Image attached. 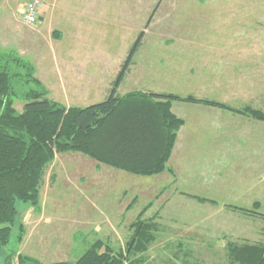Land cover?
I'll return each instance as SVG.
<instances>
[{
  "label": "rangeland",
  "instance_id": "1",
  "mask_svg": "<svg viewBox=\"0 0 264 264\" xmlns=\"http://www.w3.org/2000/svg\"><path fill=\"white\" fill-rule=\"evenodd\" d=\"M20 4L0 0V52L30 62L52 101L74 107L100 102L107 94L91 92L87 98L70 90L68 70L74 66L68 64L82 54L98 56L97 71L111 84L144 31L120 95L134 90L190 95L264 113V0H47L42 18L32 25L21 20ZM4 7L10 9L3 12ZM55 30L70 36L81 31L83 46L67 37L74 47L58 43ZM33 85L22 81L18 89ZM23 104L20 97L14 101L18 113ZM192 105L171 104L184 123L160 174H120L80 152L56 154L45 168L39 207L18 206L25 233L17 252L43 264L73 261L101 239L124 254L130 224L144 211L141 218L158 226L155 238L129 261L243 264L235 250L264 244V216L240 211L259 205L264 214V121ZM105 219L113 232L106 223L103 233H95L96 223ZM8 250H0V263Z\"/></svg>",
  "mask_w": 264,
  "mask_h": 264
},
{
  "label": "trees",
  "instance_id": "2",
  "mask_svg": "<svg viewBox=\"0 0 264 264\" xmlns=\"http://www.w3.org/2000/svg\"><path fill=\"white\" fill-rule=\"evenodd\" d=\"M157 7L158 4L145 26ZM143 35L144 31L130 47L107 95L86 107L64 106L52 101L34 76L30 62L19 55L0 52V250L10 248L0 264H13L15 258L16 264H43L28 254L17 252L25 233L18 206L39 207L45 168L56 154L80 152L98 164L150 177L167 169L178 130L184 123V119L172 111L174 101L217 107L264 121V113L258 110L235 109L190 95L139 90L120 95L118 88L129 72ZM22 81L33 83L35 87L20 91ZM19 97L24 103L20 113L14 107ZM258 207L255 205L254 210L240 208V211L263 217ZM143 212L130 224L132 234L126 253H117L108 243L96 239L73 261L50 264H137L128 257L146 250L158 227L152 220H143ZM234 256L243 264H264V244L239 247Z\"/></svg>",
  "mask_w": 264,
  "mask_h": 264
},
{
  "label": "crops",
  "instance_id": "3",
  "mask_svg": "<svg viewBox=\"0 0 264 264\" xmlns=\"http://www.w3.org/2000/svg\"><path fill=\"white\" fill-rule=\"evenodd\" d=\"M20 5H21V7H20V10L19 11H21V9H22V4H20ZM45 7H47V0L43 4V6L40 8V10H41V16H40V18H42L43 10H44ZM4 8L5 9H3V12L4 11L7 12L6 9H10V7H4ZM8 11H11V10H8ZM21 12H20V15H21ZM51 25L49 26V28H51ZM55 31L58 32V37L57 38L58 39L60 38L59 41H58V43H62L63 42V44H65L66 47H67V44L66 43H68V42L65 41L64 37L65 38L67 37L70 40V42H72L74 44V46H75V43H76V45L79 44L78 46H81V47L83 46V45H81V43L84 44L83 43V40L84 39L81 38V36H80L81 31H79V30H75L74 31V34H71V36L70 35H67L65 33L66 30H65V32H63V30H62V32H59L58 30H55ZM32 34L34 35V33H32ZM29 35H26L27 36V39L30 37ZM23 39H26V38H23ZM32 43H33V41H32ZM68 44H70V43H68ZM73 44H70V45H72V47H74ZM81 47H79V48H81ZM83 51L81 52V54L83 53ZM97 57L98 56H93V55H90V56H87L86 57V55L83 56V54H82V57H80V59H75V60L71 61L70 63L68 62L69 63L68 65L74 66V68H69V70H68V76H69V82H70V90H72V92L74 94H76V92H77L78 95H83V96L86 95L87 98H88V94L91 93V92H93L92 93L93 97H95V96H98V97L104 96L105 94L108 93V90L110 89L109 88L110 87V83H108V81H103L102 80L103 77H102L101 72H98L97 71V70L100 69V68L97 67V64H99L100 63V60H101L100 58H97ZM89 65H96V67L94 66L95 67L94 68V67L89 66ZM76 95H73V96H76ZM186 104L187 105H190L188 103H186ZM204 106H206V105H204ZM204 106L202 107V105H200V104H193L192 105V108L193 107L194 108L195 107L204 108ZM208 107H210V106H208ZM187 108H189V107H187ZM211 108L214 109V107H211ZM182 127H183V125H182ZM182 127L179 129V133H178L177 138L180 136V133L182 132L181 131ZM175 145H176V143H175ZM175 145H174V147H175ZM173 150H174V148H173ZM172 155H171V157H172ZM114 170H118V169L115 168ZM117 172H121L120 174H124L125 173L124 171H121V170H118ZM110 174H112V176H114V177L115 176H123V175H118V173L113 174V172H111ZM127 174H129V173H127ZM38 211L41 212V213L36 218H38V221L39 222L40 221L42 222L43 219H44V217L42 215V210H38ZM105 220H103L105 222H102L101 221L99 223H96L97 225L94 226L95 228L93 230L95 233H103L102 232V230H103L102 224H106V223L111 226V231L113 232V226L110 224L109 220H107V219H105Z\"/></svg>",
  "mask_w": 264,
  "mask_h": 264
},
{
  "label": "built area",
  "instance_id": "4",
  "mask_svg": "<svg viewBox=\"0 0 264 264\" xmlns=\"http://www.w3.org/2000/svg\"><path fill=\"white\" fill-rule=\"evenodd\" d=\"M22 4L21 20L27 24L32 25L37 23L41 16L40 8L46 0H17Z\"/></svg>",
  "mask_w": 264,
  "mask_h": 264
}]
</instances>
